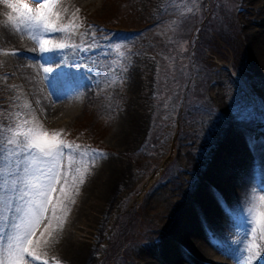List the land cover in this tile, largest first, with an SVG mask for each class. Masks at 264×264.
<instances>
[{
	"label": "rangeland",
	"instance_id": "374dc122",
	"mask_svg": "<svg viewBox=\"0 0 264 264\" xmlns=\"http://www.w3.org/2000/svg\"><path fill=\"white\" fill-rule=\"evenodd\" d=\"M219 1L216 10L225 23L223 38L215 35L214 45L206 49L203 60L190 64L189 59H182L181 53L166 55L151 40L152 37L167 39L176 19L188 14L184 3L93 0L85 11L76 10L62 24V27H75L68 28L63 36L66 39L65 35L74 29L85 33L82 40L86 47L77 64L86 65L92 76L87 74L85 97L68 116L38 117L37 105L30 101L21 85L13 83L15 76L7 77L0 70V106L13 117L9 121L0 119L5 124L0 131V251L6 248L8 237L15 234V224L26 209L28 178L44 166L34 161L30 153H17L8 144L10 129L24 121H33L43 126L45 139L58 132L56 139L68 146L58 158L59 168L66 177L61 184L67 198L60 197L54 216L51 211L44 214L36 235L48 243H42L37 249L39 260L26 257L29 264H100L118 217L130 211L139 216L135 227L130 223L134 238L121 250L123 255L110 264H170L160 252L164 243L165 254L176 257L180 254L191 262L189 257L197 259L198 256L192 255L189 245L179 246L167 239L171 236L167 224L178 214L181 224L190 216L192 224L214 226L212 223L223 215L216 199L227 206L231 201L216 183L214 186L209 183L211 178H221L230 172V175L234 173V180L233 174L230 178L239 194L243 191L240 186L243 176L250 178L253 190L249 191L250 211L239 210L225 218L211 242V250L204 251L210 258L205 261L208 264H264V242L256 228L261 222L256 209L264 206V179L256 174L260 171L250 167L257 154L264 153V58L258 57L257 42L261 34L264 36V0H235L231 15L227 12V1ZM0 11L6 19L10 13L15 15L6 0H0ZM16 28L21 38L37 37L38 28L25 30L24 25ZM117 43L124 49L118 50ZM67 57L65 53L61 56L69 63ZM161 59L166 60L172 73L162 93L157 83L161 79ZM234 63L242 68L241 74L235 70ZM173 79L178 81L174 83ZM193 82L202 83L203 87H199L204 97L187 102L186 92ZM126 118L131 119L127 127L132 130L125 137L130 142L120 144L112 135ZM135 119L140 121L138 128L135 125L136 130L132 126ZM73 127L81 131L70 135ZM158 128L154 135L156 142L150 143L151 134ZM155 144L158 152L153 155L148 145L151 149ZM233 144L239 145L238 150L241 148L248 162L246 170L239 163L240 153L230 152ZM96 151L104 155H93ZM226 157L235 164L232 168L226 165ZM103 170L124 173V177L120 176L121 171L117 175L120 186L109 197L90 192L91 177L102 174ZM223 197L229 201L227 204ZM200 198L210 205L201 206ZM48 217H52L51 227L46 231ZM200 230L203 232L204 228ZM75 244L83 251L73 260L63 247L74 248Z\"/></svg>",
	"mask_w": 264,
	"mask_h": 264
},
{
	"label": "bare ground",
	"instance_id": "6f19581e",
	"mask_svg": "<svg viewBox=\"0 0 264 264\" xmlns=\"http://www.w3.org/2000/svg\"><path fill=\"white\" fill-rule=\"evenodd\" d=\"M24 1L29 3L30 6L34 8V10L45 2L50 3L52 6V13H58V15L49 16V19L55 23L56 27H62L63 22H66L67 18H69L76 10L85 11L87 7L91 5L93 2V0H58L56 1V3L53 4V0H24ZM70 32L71 33L68 36L67 34L65 35L66 36V39H65L63 36V32L61 33L45 32L42 29L38 28L36 38H25L23 36L21 38L19 35L20 32L18 31L16 26L8 22V20L4 18L3 12L0 11V70L5 71V74L7 75V77L8 75L15 76L13 77L14 79L13 83L21 85L25 93L29 97L30 101H32L33 103H35V105H37L36 112H37L38 117L41 115L48 116V117H56V118H59L62 115L68 116L70 115L69 113H72L74 110L77 109V105L80 99H83L85 97L86 92L84 88L85 86H87L86 84H88V80H89V77L87 76V74L90 77L92 76V74H90V71H88L89 69L86 65H82L83 63L77 64V62H80L79 59L82 58L81 56H83L84 54L83 51H84V48L86 47L82 40L84 39L85 33L81 31V29H74V31H70ZM38 40H46L47 43L44 45V47L48 49H52L53 51L42 54L40 52V44L38 43ZM257 40H258L257 42L259 46L258 57L264 58V36L263 34H261ZM60 44L66 45V47L63 49H60L57 47ZM64 53L65 55H68L67 58H69V63L65 61V59L61 58V56H63ZM64 62H66L67 64ZM45 68L51 69V71L45 74L44 72ZM45 76H46V80H45ZM10 78H7V79L10 80ZM4 80L6 81V78H4ZM75 87H77V90ZM38 117L36 118L38 119ZM130 120L127 119L126 121L121 123L119 125L120 128L118 129V131L112 135L113 137L111 136L112 138H114L116 142L120 144H124V143L127 144L128 142H130V139H127V138L125 139L129 131L132 130V128L130 129V127H127ZM139 122H140L139 120L135 119V123L132 124L133 129H135V125H136V128L140 126ZM129 135L130 134H128V136ZM229 142H231V139L229 140ZM227 145L229 144H226V146ZM238 146L239 145L237 144H233V146L230 149V152L232 150H236L240 153L241 159L239 158V161H240L239 163H241L242 170L243 169L246 170L247 169L246 163L248 162H245L246 160L243 157V154H241V148L240 150H238L239 148ZM256 158L257 159L253 160V162L250 163V167L254 170L257 169L258 171H260L256 174H260L258 175V177L264 179V171L262 168L264 167L263 165L264 153L257 154ZM224 159H226L225 161L226 165H228L230 168H232L233 165H235L234 163H231V161H228L227 157ZM249 159L250 158H248L247 160ZM214 164L215 163H213V165ZM103 167L105 168L106 164ZM120 171L121 170L110 173V170H109L106 173L104 171L102 174L97 173L95 176L93 175L94 177H91L92 178L91 182L93 184L92 185L93 187H91L90 192L98 194V195L104 194L107 197H109V195H112L116 187L120 186L119 185L120 180L117 179V175L120 174ZM121 172L123 175L121 174L120 176L124 177L123 171ZM230 173H226L222 175L221 178L220 176L219 178H211L210 180L211 182L209 183V185L211 186L212 185L214 186L216 183L219 189L220 188L222 189L221 191H225V193H227V196L226 195L225 196L229 198V201H231L230 205L227 206V205L222 204V202H219L216 199V201L218 202V206L220 210L222 211L223 215L219 216L217 222L215 223L211 222L214 226H210L207 224V225H203L202 227L196 224H192V220L190 216H189V220L185 222L186 225L181 224L180 223L181 219L178 220L179 218L177 216L178 214L177 215L174 214L173 221H170L167 224L168 226H170V229H171V233H170L171 236L167 239H171V241L173 240L172 243L177 244L179 246H183L184 244L186 246L189 245L191 247L190 249H192L193 251L192 255L196 254L198 256L197 259L195 256L189 257V259L190 258L192 259L191 262L193 264L194 263L195 264H208L209 263L208 261H205V259L209 258L208 257L209 254H206L205 252H207L212 247L213 244L211 242L212 240L214 241V237L217 234L216 231H219L221 227H223L225 218H227V216L229 217V214L238 213L240 212L239 210L250 211L249 208L251 205L252 198H250L249 191H253L250 188L251 186L250 181H249L250 178L246 179L245 175L243 176L242 179L244 180L240 185L242 186L241 190L243 191L241 194H239L238 192L236 193V190H234V188L236 187V183L233 182L234 173H232L233 180L232 178H230V176L232 175V174L230 175ZM209 174L210 175L212 174L213 176L215 175L214 172H211V173L209 172ZM198 200L201 206L206 208L205 205H208L207 202H204L203 198H200ZM223 200H225V197H223ZM225 201H226V204L227 202H229L227 199ZM235 205L238 206V208ZM220 210L218 212H221ZM256 211L258 212V215H259V218L257 217L258 220L261 219V222L258 221L260 223L258 227L256 228L260 231L259 233H261V236H262L260 237L262 238V241L264 242V231L261 230V225H264V216L260 215L261 213H264V206L259 207L258 209H256ZM200 228L202 229L204 228L203 232L200 230ZM224 232L226 231L224 230ZM162 237L164 238L166 236L162 235ZM67 245H69V242L67 243ZM67 245L66 246L64 245L65 247L63 248H65V250L67 251L68 256L73 260L77 259V257H79L80 253H82L83 250L81 249L80 251L79 250L80 246L78 245L77 247L76 244L74 248L71 247L72 249L68 248L69 246ZM163 246L164 247L160 250V252H162V254L165 255L164 259H166L168 263L170 264H191V262H189L188 260H185V257L183 258V256L180 254H178L179 257L168 255L169 253L165 254L164 253L166 252L165 248L167 247L166 243H164ZM180 259L182 263L179 261Z\"/></svg>",
	"mask_w": 264,
	"mask_h": 264
},
{
	"label": "snow or ice",
	"instance_id": "6c2138e0",
	"mask_svg": "<svg viewBox=\"0 0 264 264\" xmlns=\"http://www.w3.org/2000/svg\"><path fill=\"white\" fill-rule=\"evenodd\" d=\"M6 2L7 7L12 10V13H15V15L10 13L7 16L8 22L17 27L24 25L25 30L40 28L45 32L61 33L67 31L68 28L75 27V25L56 27L49 16L58 15V13H52L50 3L45 2L34 10L24 0H14V2L6 0ZM38 43L42 54L53 51L44 47L47 43L46 40H38ZM57 47L63 49L66 45L60 44ZM50 71L51 69H44L45 74ZM9 131L11 138L8 144L10 147L14 146L13 151L30 153L34 161L42 162L44 165L37 169L38 174L28 178L25 192L28 197L26 209L19 223L15 224V234L8 237L6 248L0 251V257H2L0 264H29L26 257L39 260L37 249L41 247L42 243H48L36 235V229L45 219L44 214L51 211L54 216L57 204L61 203L60 197L67 198L65 188L61 184V181L66 177L59 168L58 158L68 146L63 141L56 139L60 135L58 132H53L50 139H45L47 134L43 131V126L33 121H24ZM93 155L103 156L104 153L96 151L93 152ZM57 184H61V186L58 188ZM15 186L19 187L18 181L15 182ZM53 193L57 195L53 196ZM260 215L264 216V213ZM48 219L49 224L46 226V231L51 227L52 217H48ZM261 230L264 231V225H261ZM48 234L51 235L50 232ZM43 235L44 233H41V236Z\"/></svg>",
	"mask_w": 264,
	"mask_h": 264
},
{
	"label": "trees",
	"instance_id": "16d2710c",
	"mask_svg": "<svg viewBox=\"0 0 264 264\" xmlns=\"http://www.w3.org/2000/svg\"><path fill=\"white\" fill-rule=\"evenodd\" d=\"M176 3H184L188 7V14L184 15L183 18L176 19V21L170 27L167 35V39L162 41L159 37H152L151 40L156 42L155 45L158 48H162L165 51V54L168 56H174L178 53H181L182 59L185 61L189 59V64L192 62L199 63L205 57V51L209 47H213L214 41L213 38L215 35H221L223 38L225 23L222 21L219 16V12H217V4L220 2L219 0H174ZM227 2V12L231 15L235 8V0H226ZM223 12V9H221ZM224 13V12H223ZM225 38V37H224ZM225 42L228 41L227 38L224 39ZM227 40V41H226ZM228 43V42H227ZM120 43H117L118 50H122L124 48L120 47ZM185 47H189V49H184ZM241 58V56H239ZM176 59H174L175 61ZM174 66H176V61L174 62ZM235 64V63H234ZM161 79L158 80V88H160V93L163 92L164 86L168 84L169 79L171 78V71L169 67L166 66V60L163 61L161 59ZM237 73H242L243 70L237 64L234 65ZM192 69V68H191ZM174 83L178 80H172ZM202 83H192V88L190 90H186L187 102L192 101L194 99L203 98V92L200 89ZM201 92V93H200ZM0 97H2L0 95ZM186 98V97H185ZM12 114L7 113V111L0 106V119L5 121L11 120ZM4 121L0 120V131L2 128H5ZM79 131V127H73L69 132L70 135L77 134ZM157 131L159 128L154 130V132L150 136V143H155L154 135H157ZM88 137H85V140H88ZM157 139V138H156ZM156 145V144H155ZM148 145L149 152L151 154L156 155L157 145L154 148H151ZM156 149V150H155ZM154 169V168H153ZM152 169V170H153ZM137 212L133 214L132 211L124 212L121 214L113 228L112 233L110 234L109 243L106 246V250L104 251L100 264H110L113 260H118L124 246L127 245V242L132 240L133 234L130 232V223H132V228L135 227V221L138 219ZM135 219V220H134ZM132 220V221H131ZM141 220V219H140ZM130 232V233H129ZM134 238V237H133ZM123 255V254H122Z\"/></svg>",
	"mask_w": 264,
	"mask_h": 264
}]
</instances>
